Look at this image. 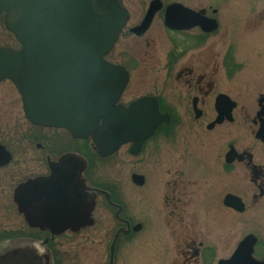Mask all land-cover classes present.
<instances>
[{"label": "flooded vegetation", "instance_id": "obj_1", "mask_svg": "<svg viewBox=\"0 0 264 264\" xmlns=\"http://www.w3.org/2000/svg\"><path fill=\"white\" fill-rule=\"evenodd\" d=\"M152 1L139 11L128 9L129 21L106 57L128 72L127 85L117 104L128 108L145 99L133 112L144 118L133 121L139 126L129 131L128 142L117 151L123 153L129 166L131 186L123 193L120 188L112 190L106 184L93 182L86 175L89 185L109 193L112 203L105 194L97 192L93 223L78 232L82 245L111 232L114 238L119 229H123L119 240L128 239L156 229L159 223L165 226L174 245L175 255L170 264H205L207 251L215 250L207 244L214 233V224L225 220L231 212L240 215L244 233L235 249L252 234L253 255L264 262V140L258 137L264 86L256 101V111L246 113L245 109L250 111L251 106L241 107V92L232 84L237 62L228 48L221 51L214 40V33L222 26L214 16L219 9L214 8L213 0H160L161 7L148 27L140 29ZM173 4L192 11L171 10L170 16L178 26L175 29L167 26V9ZM214 18L219 25L216 31L210 30ZM249 20L246 28L255 30L264 42V6ZM233 21L232 18L231 24ZM234 26L237 28L239 24ZM20 48L19 41L6 27L5 14L0 13V50ZM221 95L235 104L232 120L225 116L221 122L217 121ZM5 109L9 110L7 121L11 124L6 122ZM16 109L22 111V121L12 120ZM246 119L254 127V137L248 144ZM22 126L26 133L23 137ZM38 128L45 131L38 134ZM145 135L142 143L137 144ZM69 138L82 141L73 139L66 129L34 124L26 117L23 98L14 82L0 79V187L6 185L3 200L7 193L11 195V208L24 222V227L14 233L0 230V254L23 242L47 240L54 258L52 245L57 237L28 223L15 201V190L38 176L50 175V163L57 162L65 153L80 154L81 150L70 147ZM37 149L47 163L40 169L38 165L42 162L38 160ZM228 195L241 199L240 210L225 203ZM201 218L207 224L205 227L200 224ZM247 221L253 223L255 231L245 233Z\"/></svg>", "mask_w": 264, "mask_h": 264}, {"label": "water", "instance_id": "obj_2", "mask_svg": "<svg viewBox=\"0 0 264 264\" xmlns=\"http://www.w3.org/2000/svg\"><path fill=\"white\" fill-rule=\"evenodd\" d=\"M160 7V0L150 3L140 29L148 27ZM179 8L192 12L181 4L170 5L167 26L178 27L170 12ZM1 12H5L6 27L22 47L16 52L0 50V79L9 78L16 84L26 117L37 125L66 128L74 138L92 137L102 157L126 143L129 131L139 126L133 121L144 118L133 112L145 99L128 108L117 104L128 72L105 59L129 20L123 0H0ZM217 27L213 19L210 30ZM234 105L228 96L221 95L217 121L225 116L232 120ZM258 117V137L264 140V108ZM146 137L139 138L137 144ZM87 165L84 157L67 153L50 163L51 175L17 187L15 201L32 227L49 229L54 236L67 230L78 232L93 223L96 189L84 177ZM101 192L110 200L107 192ZM240 201L228 195L225 203L240 210ZM122 231L118 230L110 245L109 264H114ZM254 242V236L248 235L230 258L220 259L218 264H263L253 256ZM46 244L47 240L39 242L41 250L36 242H23L0 254V264H53Z\"/></svg>", "mask_w": 264, "mask_h": 264}, {"label": "rangeland", "instance_id": "obj_3", "mask_svg": "<svg viewBox=\"0 0 264 264\" xmlns=\"http://www.w3.org/2000/svg\"><path fill=\"white\" fill-rule=\"evenodd\" d=\"M131 1L134 4L130 5ZM148 1L124 0V3L128 9L139 11L141 7L147 6ZM186 1L190 2L191 0ZM213 5L214 8L219 9V13L214 16L219 18L222 26L221 29L214 33V40L218 43V49L224 52L228 48L233 53V58L237 62L238 67L234 69L237 71V74L232 84L236 86L237 91L241 92L239 98L241 107L251 106L250 111L245 110L246 113L252 112L253 114L257 109L256 101L259 92L264 86V42L258 38V33L255 30L246 28V25L248 26L247 21H250L249 17H252L259 8L264 6V0H213ZM232 18L234 20L233 24H231ZM236 24H239L237 28L234 26ZM226 27H229V31L227 32ZM241 112L244 113V111ZM5 113L7 124H11L7 121L10 119L9 110L5 109ZM21 114L22 111L16 109L14 115H12V120L16 118L17 122L19 120L22 121L21 118L23 117ZM12 123L14 122L12 121ZM245 125V141L248 144L254 137L252 135V128L254 127L248 119H246ZM21 129L23 137L26 133L23 126ZM43 131L45 130L38 128V134ZM48 132L58 134L56 131ZM38 139V142L43 143V139ZM69 139L70 147L74 150H81L80 154L88 160L89 165L85 171V175L93 182L106 184L112 190L116 187L120 188L123 190V193L130 188V169L122 152L108 159L103 158L106 160H101L90 145L91 139L79 141L80 143L72 141V138ZM33 148H35L34 145ZM36 151L38 160L42 162L38 165L40 169L45 167L47 163L44 154L39 149ZM232 189L230 188L231 191ZM4 190L7 191L5 184L3 189L0 187V203H2V206H0V230L5 229L7 232L11 231L14 233V231H17V228L24 227V222L19 220L14 209L11 208V195H8V193L6 199H4V203ZM204 221L201 218L200 224L202 227L207 225ZM212 221L210 220L209 222ZM241 223L240 215L231 212L227 214L225 220L215 222L214 233L208 238L207 242L215 250L207 251L205 264H217L219 259L231 256L236 247V242L244 234L241 233ZM113 224L114 222L112 221L110 225L112 226ZM155 227L156 229L148 233L140 232L128 239L121 238L117 243L114 264H170L172 257L175 255L172 239L168 236L164 225L158 223ZM255 230L253 223L247 221L245 233ZM96 240L95 242L88 240V244L83 246V242L78 234H64L57 237L52 245L55 251V264H108L110 257L109 248L113 240V233L111 232V234L106 235L104 238Z\"/></svg>", "mask_w": 264, "mask_h": 264}, {"label": "bare ground", "instance_id": "obj_4", "mask_svg": "<svg viewBox=\"0 0 264 264\" xmlns=\"http://www.w3.org/2000/svg\"><path fill=\"white\" fill-rule=\"evenodd\" d=\"M39 248H40L41 250H43V248H42L41 246H40Z\"/></svg>", "mask_w": 264, "mask_h": 264}]
</instances>
